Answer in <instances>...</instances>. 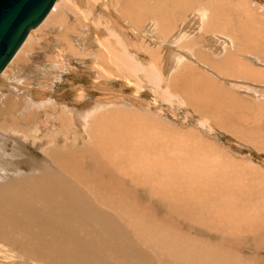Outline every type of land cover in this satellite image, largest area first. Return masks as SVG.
Listing matches in <instances>:
<instances>
[{
	"label": "bare ground",
	"instance_id": "bare-ground-1",
	"mask_svg": "<svg viewBox=\"0 0 264 264\" xmlns=\"http://www.w3.org/2000/svg\"><path fill=\"white\" fill-rule=\"evenodd\" d=\"M84 1L89 12L98 4ZM62 2L55 0L29 30L0 70V80H24L29 72L17 70L42 35L46 49L56 55L47 60L49 70L41 62L34 64L39 78L27 74L22 87L31 81L42 91L51 90L64 66L90 58L91 82L99 98L81 105L86 95L79 87L74 107L52 104L58 115L45 114L37 121V108L29 104L27 109L24 97L10 101L12 97L4 96L9 88L0 91V175L10 169L19 174L13 160L23 157L22 145L41 148L45 157L36 173L0 178V264H256L253 255L243 257L239 249L246 241L264 246V199L255 191V183L263 190L264 183L241 178L240 170L228 165L227 154L216 151L206 138L196 135L202 141L197 144L187 132H177L178 127L149 119L143 114V87L135 86L138 90L131 95H125V88L135 77L143 81L137 73L143 64L135 60L143 52L175 54L170 75L166 65L157 75L146 70L148 75L159 77L190 110L215 121L219 131L247 135L245 124H251L250 131L256 126L261 136L249 139L252 147L264 151V107L256 106L263 93L249 89L255 86L251 82L264 84V67L256 66L264 63V0H101L106 8L99 3L104 9L98 15L110 18L103 29L96 25L82 41L63 30L65 44H53L58 40L46 29L59 21ZM178 20L182 29L175 32ZM148 30L153 37L145 41L139 33ZM126 34L137 44L132 59L133 44ZM83 41L92 44L84 56L79 54ZM213 56L219 59L211 60ZM115 78L125 84L120 92L113 90ZM238 78L250 83L239 86ZM219 81L234 97L223 92ZM116 98L120 100L115 103ZM49 117L53 132L45 126ZM38 126L42 135H35ZM82 130L87 139L75 141L78 148L63 140L68 132L77 136ZM143 190L148 200L141 198ZM237 198L248 202L252 216L238 211ZM225 201H230L231 211Z\"/></svg>",
	"mask_w": 264,
	"mask_h": 264
},
{
	"label": "rangeland",
	"instance_id": "rangeland-1",
	"mask_svg": "<svg viewBox=\"0 0 264 264\" xmlns=\"http://www.w3.org/2000/svg\"><path fill=\"white\" fill-rule=\"evenodd\" d=\"M97 1H98V4L100 3V5H102L103 7L105 6L104 4L101 3V0H97ZM84 2H85L84 0H75V1L74 0H66V1L63 0L62 12L60 13L61 15H59V18H58L59 21L55 23L56 26H49L46 29L47 34H51V35L55 34V37L58 40V41L52 42L53 44H60L62 41L65 44V39H61V36L64 33V31L67 35L75 34V36L71 35V37L73 39L77 38L78 40H81L82 37L84 36V34L87 35L89 33H93L94 32L93 30L95 29L96 25H98V26L100 25L101 27L100 26L99 27L101 29L104 28V24H105L106 20L110 19L109 17H107L108 14L104 15V17L102 16L104 18V20H103V18L100 19L101 15L99 16L98 14L104 8L100 9V6L97 3L96 4L93 3L95 11L92 7L91 10H93V11L89 12L85 8ZM80 6H82V7H80ZM105 8H106V6H105ZM81 9H85L87 13H85V10H82V12L84 11V13L88 14V15H85L84 13H83V15H81L80 14ZM107 12H109V11H107ZM62 21H63V23L58 24ZM179 21H181V20H178L176 22L175 26L172 28V30H174L175 32H178L179 28H180V30L182 29L181 26H182L183 22L182 21L179 22ZM92 27H93V29H92ZM148 27H149V24L147 23L146 28H148ZM176 27H178L177 28L178 31H176ZM49 28H51V30ZM55 30H57V32H55ZM58 32H59V34H57ZM143 32L144 33H139V36L142 37L145 41H147L153 37V33H151L150 30H148L147 33H145V31H143ZM103 33L107 34L108 32L103 30ZM149 33L151 34L150 36H149ZM44 35H45V33H44ZM129 35H130V37H129ZM112 37H114V36H112ZM125 38H131V39H129V42L132 44L136 42V40L134 39L132 34H128L127 36H125ZM38 39L39 40L41 39V43ZM35 40H36V42L35 41L33 42L34 46L31 50V53L29 54V56L27 55L25 57L26 59H23V61L21 62L22 66L20 65L19 70H17V71L23 70L24 72H29L27 74H29V76H31V75L34 76V78H36L38 75L34 74L37 68L34 67L33 65L34 64L39 65L41 62V64H43V66L49 70V64H51V63L47 62V60H50V59L54 60V57H55L54 55H56L55 51L48 49V48L46 49V47H45L46 46V41H45L46 39L42 35L41 36L39 35L38 37H36ZM144 40H143V45L145 43ZM42 42H43V45H42ZM182 42H185V41H182ZM82 44H84L85 47L80 48L81 50H79V46H76V47L79 50V54L80 55L83 54L82 56H84V54H85L84 50L88 49V47L91 46L92 44L87 45V43H85L84 41L82 42ZM136 45L137 44H133L131 47H129V49L131 51L134 50L130 54L131 59H132V56H134V58H135V53H136L135 46ZM65 49L66 50L70 49L69 47H67V44L65 46ZM58 51H59V49H58ZM154 52H156V53L155 54L152 52L150 53L152 56L143 52V55H141L140 58H135L137 65H139L141 62L143 64V69L140 72H137L140 74V76H141V74H143V81L141 79L138 80V78H136V77L134 78L135 80L130 79L131 83H130V85L126 86V88H125L126 94L125 95H131L132 92L137 91L139 87H143L142 91L140 92V98H141V101H143V114L148 115L149 119L153 118V119L159 120L161 122L163 121V122H165V124L167 123L172 127H175V128L178 127L177 132L179 131L182 134V131H185L189 135H191L194 139L196 138L195 139L196 142L197 141L199 143L201 142V144H202V141H200V139L197 138V136L200 135V137H202V138L204 137L203 139L206 138L207 140L210 141L211 144L214 145L213 148L216 149V151L219 149V152L223 153V155L227 154V155H225V159L227 160V162H230V164L228 163V165H233L231 167V169H234L237 167L238 173H239V170L241 172V173H239V176L241 178H245V180L248 179L247 181L259 178V180L264 183V151L259 150V149L256 150V148L252 147V144H251V142L253 141L252 139L255 138V141H256L258 139V137L261 136V134H258V133H257L258 135L256 134L257 131L254 130L256 128V126L250 131L249 128H250L251 124L250 123L245 124V131H246L247 135H245V133H243L242 131H238V132H235L234 135H230V134L225 133L223 131H219L217 126H216L215 121L210 120L207 116H203L201 113L193 112L192 110H190L189 107L185 103L182 102L179 94L177 95L175 92H171L169 87L166 86V83L162 82L159 79V77H153L152 75L149 76L148 73L146 72V70L149 72L152 71L157 75L158 73H161V71L163 70V67L166 65L169 67L164 68V69L165 70L167 69L166 71H168V75H170L171 71L174 69V66H173L174 63L173 62L175 61V56H174L175 54H170L169 56L168 55L165 56V54H163V53H157L156 50H154ZM210 59L211 60H218L219 57L213 56V57H210ZM77 60L73 59L70 64H68V65L66 64L67 66L63 67V69H62L63 71L59 72L58 76H56L57 79L55 78L54 80H52L51 90L42 91L41 87H39L38 85L36 86L35 84L31 83V81H28L30 83L29 85H27V86L24 85L25 87L24 86L22 87L23 81H25L27 78L26 76H28L27 74H25L24 76L21 77L22 80L24 78V80L21 82L18 80L17 76H16V80H12L11 78L6 80V82H5V80L4 81L0 80V88H2V90L0 89V91H2L4 93L9 88L7 90L9 93L5 92L4 96L5 97L7 96V98L12 97L10 101H13V98L17 99V100H19V99L22 100L21 97H24L25 99L23 98L24 100H22V101H24L23 105L27 106V109H30L28 107L29 104H30V106L34 107L35 109L37 108L38 111L37 112L35 111L33 113V117L37 118V121L38 120L42 121V119L44 118L43 116L45 114L49 115V116L50 115L51 116L58 115L59 110L54 111L51 108L52 104H54V107L57 106L58 108H60V106L62 107L64 105H67L69 107L70 106L74 107L75 103H77L75 90L79 87L84 88L85 95H86L84 100L81 101V105L84 104L85 102H94L95 100H97L99 98V93L93 88V85H92L93 70L90 68L92 60L90 58H84V60L81 59L82 60L81 62H79V60L78 61ZM29 61H30V63H29ZM171 61H173L172 64H171ZM203 61H205V60L203 59ZM154 63L156 65H154ZM263 64L256 65V66L263 68L264 67ZM28 65H30V66L28 67ZM23 66H25V67H23ZM30 67H32V68H30ZM31 70H34V71H31ZM50 72H51V75H52V72H53V74L56 73L53 70H51ZM21 78H20V80H21ZM37 78H39V77H37ZM233 79H235V77H233ZM234 81H236V80H234ZM239 81H238L239 86L242 84L247 85L246 83H250L248 81H243L241 79H239ZM133 82H134V84H133ZM206 82L208 83V82H210V80L206 81ZM219 83L223 87H225L223 92L226 95H228L230 97H234L232 94H230V92H229L230 90L228 89L227 86L224 85L225 83L223 81H221V82L219 81ZM251 84L255 85L256 87L255 86H254V88L250 87L249 89L252 88L251 91H254L256 93L260 92L259 94L263 93L262 94L263 96L260 95V97L256 98V100L259 101L257 103V105H256L255 98L249 99L250 97L247 95L246 96L247 100L248 101L251 100L250 103H252L253 105H256V106L263 105L262 107H264V84H258V86L252 82H251ZM112 86H113L114 91L117 90L120 92L122 90V88L125 86V84L123 83V81H121L120 78H115V82L113 83ZM135 86H138V88L136 89ZM166 88L168 89V91H166ZM16 89H18V90H16ZM11 91H12V93H11ZM38 91H41L43 93H39ZM242 93L245 95L244 92H242ZM244 95H243V97L245 98ZM38 96H40L42 98H40ZM49 99H51V101ZM119 100H120V98H116V99H113L112 101L116 103ZM32 101L34 103L31 104ZM33 104H35L37 106H35ZM127 104L128 103H125V105H127ZM130 106H132V105H130ZM134 108L141 111V109H139L138 107H134ZM49 120H50V117L48 119L45 118L44 121L48 123V125H45V126L47 127V129H50V131L53 132L55 125L52 122H48ZM49 125L53 128L51 129ZM180 130H182V131H180ZM82 131L84 134L82 133V134H79L77 136L74 135L73 132H68L65 135V138L63 140H65L66 144H68L69 146L73 145V146H76L74 148H78L75 141L78 142L80 140V144H82L83 141H85L87 139V134L85 133L84 130H82ZM42 132H43L42 127L41 128L39 126L36 127V134L35 135H38V133H39V135H42ZM157 132L163 133L162 131H157ZM241 134H243V135L241 136ZM252 134H255V135H252ZM251 136H252V139H249V138H251ZM262 136H264V134ZM256 137H257V139H256ZM263 140H264V137H263ZM58 142H60V141H58ZM198 142H197V144H198ZM11 144H12V142H11ZM26 145H24V146L22 145V147H21V153H22L23 157H21L18 161L13 160V162L16 164V166L18 165L17 167H19V169H18L19 174L20 173L24 174V173H29V172L36 173V171H33V170L36 168L38 169L42 165V163L45 161V157H44V154H43V151L41 148H36V147H33L32 145H27V146ZM48 146H46L45 148H47ZM73 146H71V147H73ZM7 150L10 152L13 151L10 148H7ZM6 156L10 158V153H7ZM219 156H221V155H219ZM227 156H228V158H227ZM231 160H233L232 161L233 163L231 162ZM227 168H228V166H227ZM13 170L14 169L4 171L3 173H1L0 178H2L4 175L10 176V174L12 176H17V178H18L19 174ZM255 184H256L255 191L259 192L261 200L264 199V190L259 188L257 183H255ZM260 184H261V182H260ZM261 186H263V184H261ZM139 194L143 200H148V196H146L147 193H145L144 190L140 191ZM257 198H258V196L255 195V198L253 201H256L258 204ZM236 201L238 203L237 209L240 208L238 211L240 213L242 212L241 213L242 215L247 214L246 216H252V212L249 209L248 202H246L245 199L239 200L237 198ZM229 202L225 201L228 208L230 207ZM245 208H248V211L245 210ZM229 209L231 211L233 208L230 207ZM257 214L262 215L259 212ZM195 233L198 235L200 234L198 231H196ZM239 251L243 257H249V256L253 255L255 257L254 259H255L256 264H260V263L264 264V246H257L256 247L251 241H246L245 244H243L241 246ZM257 258H258V260H257Z\"/></svg>",
	"mask_w": 264,
	"mask_h": 264
},
{
	"label": "water",
	"instance_id": "water-1",
	"mask_svg": "<svg viewBox=\"0 0 264 264\" xmlns=\"http://www.w3.org/2000/svg\"><path fill=\"white\" fill-rule=\"evenodd\" d=\"M55 0H0V70Z\"/></svg>",
	"mask_w": 264,
	"mask_h": 264
}]
</instances>
